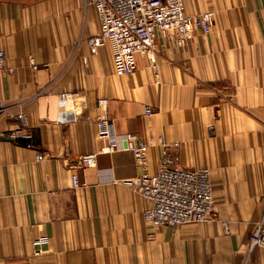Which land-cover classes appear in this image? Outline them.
I'll use <instances>...</instances> for the list:
<instances>
[{
  "label": "crops",
  "instance_id": "0c3cea01",
  "mask_svg": "<svg viewBox=\"0 0 264 264\" xmlns=\"http://www.w3.org/2000/svg\"><path fill=\"white\" fill-rule=\"evenodd\" d=\"M184 4L213 11V30L184 47L160 37L156 69L138 55L121 73L110 44L90 42L88 0H0V264H264V247L249 250L264 222V0ZM101 117L146 140L149 173L161 140L179 143L183 167L210 172L215 219L151 226L142 169L129 150L102 152ZM19 127L31 137L9 140Z\"/></svg>",
  "mask_w": 264,
  "mask_h": 264
},
{
  "label": "built area",
  "instance_id": "2783aa9c",
  "mask_svg": "<svg viewBox=\"0 0 264 264\" xmlns=\"http://www.w3.org/2000/svg\"><path fill=\"white\" fill-rule=\"evenodd\" d=\"M96 8L100 31L91 39L94 46L109 43L119 72L133 73L138 68V55L150 56L156 69V44L160 37L170 43L184 47L193 38L195 30L208 34L215 24V13L211 10L197 15H189L184 0H88ZM11 70L6 64V55L0 49V74ZM62 100H66L64 95ZM102 104L107 100L101 99ZM0 97V115L5 112ZM147 114L153 112L146 107ZM99 135L107 141L102 152L129 150L133 153L142 174L132 184L149 202L144 213L145 219L153 227H178L189 223L206 222L215 219V198L209 170L205 168H185L181 163L178 143H167L163 139L159 169L149 173V147L146 140L137 134L119 135L113 130V122L108 117L98 120ZM24 127L12 130L6 137L18 142L21 137L30 138ZM28 145L31 147L30 143ZM46 154L39 150L38 160ZM79 164L92 167L96 164V154L82 156ZM74 185L78 186L76 176ZM46 240L35 241L38 246ZM264 247V222L253 231L249 250ZM40 252V249H37Z\"/></svg>",
  "mask_w": 264,
  "mask_h": 264
},
{
  "label": "rangeland",
  "instance_id": "374dc122",
  "mask_svg": "<svg viewBox=\"0 0 264 264\" xmlns=\"http://www.w3.org/2000/svg\"><path fill=\"white\" fill-rule=\"evenodd\" d=\"M214 26H215V24H214ZM194 37V36H193ZM92 39V38H91ZM91 39H90V42H91ZM179 144V143H178ZM180 145V144H179Z\"/></svg>",
  "mask_w": 264,
  "mask_h": 264
}]
</instances>
